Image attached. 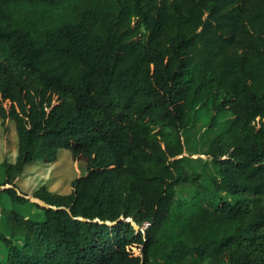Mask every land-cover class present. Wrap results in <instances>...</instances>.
Listing matches in <instances>:
<instances>
[{"label": "trees", "instance_id": "1", "mask_svg": "<svg viewBox=\"0 0 264 264\" xmlns=\"http://www.w3.org/2000/svg\"><path fill=\"white\" fill-rule=\"evenodd\" d=\"M200 112L224 127L191 179ZM0 120V194L42 216L9 210L0 264H264V0H0ZM60 149L70 192L21 191Z\"/></svg>", "mask_w": 264, "mask_h": 264}, {"label": "rangeland", "instance_id": "2", "mask_svg": "<svg viewBox=\"0 0 264 264\" xmlns=\"http://www.w3.org/2000/svg\"><path fill=\"white\" fill-rule=\"evenodd\" d=\"M208 112V111H207ZM208 113L197 114L193 123L183 132L185 151L183 152L182 164L184 170L191 174V179L197 173L209 176L211 166L205 152L212 138L224 127L219 126L213 131H208ZM13 122L8 121L7 130L2 126L0 120V185H2L4 171L3 162H14L16 159L15 130ZM9 126V130H8ZM69 150L60 149L55 161L44 163L37 161L25 165L23 172L16 180L18 187L27 195H32L35 190L44 186L48 191L65 194L70 192L71 180L86 171L84 161L73 162ZM207 178V177H205ZM199 183H206V179L200 177L197 181L191 180L177 186V195L182 198L191 196L197 189ZM14 210L21 215L32 219H40V210L31 202L12 203L5 193L0 194V233L8 236L7 214ZM6 253V246L0 240V258Z\"/></svg>", "mask_w": 264, "mask_h": 264}, {"label": "water", "instance_id": "3", "mask_svg": "<svg viewBox=\"0 0 264 264\" xmlns=\"http://www.w3.org/2000/svg\"><path fill=\"white\" fill-rule=\"evenodd\" d=\"M6 187H7V185H0V188H6ZM33 200H36V199H33ZM39 202L44 203V202H42V201H39ZM44 204H46V203H44ZM135 228H137L136 225H135Z\"/></svg>", "mask_w": 264, "mask_h": 264}]
</instances>
